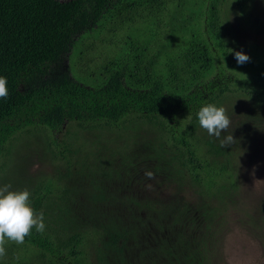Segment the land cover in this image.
I'll return each mask as SVG.
<instances>
[{"label": "trees", "instance_id": "1", "mask_svg": "<svg viewBox=\"0 0 264 264\" xmlns=\"http://www.w3.org/2000/svg\"><path fill=\"white\" fill-rule=\"evenodd\" d=\"M253 1L0 0V75L8 81V96L0 99V169L13 164L24 133L35 134L67 165L59 182L20 185L43 212L45 230L33 228L23 244L7 241L0 264H211L220 209L208 200L235 184L227 163L217 161L229 157V147L203 132L197 113L204 104L223 106L238 96L262 108L264 43L238 35L263 32L261 18L250 11ZM234 51L250 60L238 64ZM61 130L59 142L54 134ZM81 131L120 139L115 153L129 177L138 162L152 164L169 179L187 176L200 197L165 206L125 194L99 212L100 203L115 197L100 191L94 169H82L90 148ZM133 136V150L126 151ZM73 155L82 158L81 168L70 167ZM77 181L89 182L85 194L73 186ZM73 205L87 214L76 215ZM148 224L162 230L156 248L148 246Z\"/></svg>", "mask_w": 264, "mask_h": 264}, {"label": "rangeland", "instance_id": "2", "mask_svg": "<svg viewBox=\"0 0 264 264\" xmlns=\"http://www.w3.org/2000/svg\"><path fill=\"white\" fill-rule=\"evenodd\" d=\"M252 3L250 11L258 15L256 17L261 18L264 23V0H254ZM230 18L231 26L236 27L237 24L231 13ZM260 29L263 32L259 31V34L256 35L251 29H247V34L238 32V35H241L244 40L250 39V41L264 43V26H260ZM95 58L98 57L95 56ZM90 65L93 66V64ZM59 67H61L60 71H65V61ZM225 103L226 105L223 106L227 109L231 126L227 132L221 133V139L224 135L231 133L236 142L228 145L229 157H218L217 161L225 165L227 163L235 186L228 192H222L221 197H212L208 200L210 207H219L220 209L219 217L214 223L216 233L213 241L216 244L212 247L210 262L211 264H264V182H259L254 186L255 179L264 180V104L262 108L258 109L243 96L232 97ZM254 107L255 110L250 112V108ZM203 132L207 131L204 129ZM63 134L64 130H61L55 133L54 137L60 142L64 138ZM77 135L85 137V143L90 148L83 151L82 155L90 154L84 158L87 163L86 166L83 165L82 169L87 172L94 169L90 173H93V177L97 179L100 191H104L107 197L110 194L115 197L110 204L109 202L100 203L99 212L106 213L109 207L124 199L125 194H131V197L140 201L152 200L155 204H165V206L176 205L180 203L179 201L191 204L200 197V187L194 185L191 180L189 181L187 176H176L169 179L164 174L151 169L152 164L146 165L144 162H138L135 167L128 170L130 177L126 175L121 155L117 154L118 152L115 153L121 140L115 136L103 134L97 138L94 137V134L85 135L83 131L78 132ZM136 139L133 136L127 141L126 151L133 150L134 145L130 142ZM217 140L220 142L219 139ZM80 142L75 141L74 143ZM43 144L37 140L35 134L20 135L13 148V154L16 157L14 162L16 163L13 162V164H8L0 169V174H2L0 187L11 185L10 190L19 191L20 185H25L28 179H32L30 185L44 178L50 179L51 182H59L66 170V161L60 155H55L56 152L46 151V147H42ZM67 156L69 155L67 154ZM73 157L70 158V167L74 170L81 168L82 162L79 159L81 157L77 155H73ZM97 167L100 169L109 167L110 171L101 174V170ZM146 170L153 172L152 179L145 176ZM56 176L61 177L57 178ZM11 178L14 182L9 184L12 181ZM78 181L72 183L73 186L80 189V194H85L89 188V182ZM72 210L79 216L87 214L84 212L87 211V208L83 209L79 205H73ZM138 211L139 215L147 216V209ZM119 213L125 217V214ZM142 216L140 217L142 218ZM159 224H161L160 219ZM148 225L150 226H148V246L156 248L164 239L159 238L162 230L154 229L152 225ZM168 234L165 232L164 237H167ZM126 246L136 251L133 242H128ZM142 248L139 251H142ZM111 258L115 257L109 256L108 259ZM89 259L95 262L94 249L89 250Z\"/></svg>", "mask_w": 264, "mask_h": 264}, {"label": "clouds", "instance_id": "3", "mask_svg": "<svg viewBox=\"0 0 264 264\" xmlns=\"http://www.w3.org/2000/svg\"><path fill=\"white\" fill-rule=\"evenodd\" d=\"M238 64H244L250 57L243 51H234ZM7 78L0 75V99L8 96ZM200 127L205 129L210 136L220 140L221 147L234 144L236 140L231 133L224 135L231 126V119L224 106L207 103L200 107L198 113ZM145 176L152 179L154 174L150 170L145 171ZM264 180L255 179L254 186ZM11 185L0 187V258L6 255L5 244L7 241L23 244L25 237L31 234L33 228L37 232L45 230L43 212L37 213L32 207L30 192L24 190H10Z\"/></svg>", "mask_w": 264, "mask_h": 264}]
</instances>
